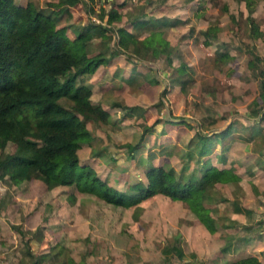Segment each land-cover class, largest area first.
I'll return each mask as SVG.
<instances>
[{"label": "rangeland", "instance_id": "rangeland-1", "mask_svg": "<svg viewBox=\"0 0 264 264\" xmlns=\"http://www.w3.org/2000/svg\"><path fill=\"white\" fill-rule=\"evenodd\" d=\"M29 1L42 10L56 8L47 3L51 0ZM251 7L248 10L244 0H79L61 13L58 22L65 25L69 37L89 22L110 25L88 42L90 51L110 52L108 65L114 69L105 68L99 80L108 94H115L106 103L98 97L109 118L85 121L93 138L79 149L81 156L96 154L105 165L100 172L108 184L118 190L142 186L148 161L167 160L186 176L208 163L203 158L207 153L216 155L222 165L230 146L244 154L232 165L240 170V180L207 192L209 209L225 213L218 220L220 231L192 232L191 224L181 223L186 204L163 194L124 207L52 180L32 177L12 182L4 174L0 264H229L246 250L259 246L263 250L264 172L259 169L264 168V117L259 116L264 106L257 115L253 110L260 102L259 82L264 80V0H252ZM111 8L119 18L108 24L106 12ZM133 18L145 22L132 28ZM154 23L163 27L162 50H152L141 41ZM116 26L135 33L136 51L119 47ZM125 61L133 68L125 65L122 76L120 65ZM180 65L186 66L179 73ZM163 89L162 101L157 102ZM169 115H181L192 125L169 124L162 119ZM240 117L247 118L248 126ZM256 119L258 124L251 129ZM227 123L229 132L224 128ZM149 124L151 131L140 139L142 125ZM197 130L217 132L213 145L203 153L195 144ZM123 142L137 144L128 150ZM14 148L7 140L0 144V154ZM233 211L240 212L238 219L226 215ZM172 244L181 250L214 251L204 258L192 251L177 257ZM220 253L226 255L222 260Z\"/></svg>", "mask_w": 264, "mask_h": 264}, {"label": "trees", "instance_id": "trees-1", "mask_svg": "<svg viewBox=\"0 0 264 264\" xmlns=\"http://www.w3.org/2000/svg\"><path fill=\"white\" fill-rule=\"evenodd\" d=\"M77 1L51 0L47 3L56 8L42 10L29 0L24 4L16 0H0V144L7 140L15 144L12 152L0 154V177L7 174L12 182L32 177L43 182L52 180L124 207L155 193L163 194L183 201L202 225L213 232L217 225L204 209L203 197L215 181L236 179L230 168H218L208 162L196 176H184L183 171L176 172L166 163L167 160L148 161L142 186L118 190L106 182L105 175L97 171L88 158L80 155L82 145H89L93 138L85 121L109 118L106 108L92 94L91 77L98 67L104 64L106 67L111 58L107 50L90 51L88 48L91 38L110 29V25L89 22L69 37L65 25L58 23L61 13ZM244 1L247 9L251 10L252 0ZM106 13L108 24L119 18L116 9L111 8ZM248 19L250 26L256 29L250 15ZM144 22L143 18H133L130 26L137 28ZM162 28L161 23L148 26V31L141 38L143 45L152 46V50H162L166 45V39L161 37L163 34L160 36ZM115 29L119 47H130L132 51L138 49L134 43L135 33L130 28L116 26ZM249 63H253L252 59ZM185 66L180 65L176 70L180 73ZM259 88L260 102L253 110L254 115L264 106L263 79ZM164 91L160 90L157 102L162 101ZM253 103L257 104L255 100ZM260 113L263 115L259 117H264L263 110ZM162 119L169 124L192 125L181 115ZM240 119L243 126H248L247 118ZM256 120L251 121V129L258 124ZM151 125H142L140 139L145 131H151ZM224 128L229 132L230 124ZM194 136L197 151L203 153L211 148L217 132L201 133L197 130ZM123 144L131 150L137 143ZM172 247L176 256L181 257L182 250L174 244ZM229 264L264 263L249 254Z\"/></svg>", "mask_w": 264, "mask_h": 264}, {"label": "crops", "instance_id": "crops-1", "mask_svg": "<svg viewBox=\"0 0 264 264\" xmlns=\"http://www.w3.org/2000/svg\"><path fill=\"white\" fill-rule=\"evenodd\" d=\"M129 64L130 67L132 66L129 62L125 61L123 64L120 65L121 67V75L124 76L127 72V70L124 69L125 65ZM138 67V66H137ZM112 70L113 71V67L112 66H109V65H106L105 67V64L101 67H98L94 73L92 74V79H94L95 81H98V82H95L94 83V80H93V84H92V94L96 95V99H98V97L100 96L103 103H106L108 100H109V97H113L112 93L115 94L114 92H111L110 94H108V91L109 89L106 88V84L104 82H101L99 79H102V75H104L106 73V70ZM133 68V66H132ZM138 69V68H136ZM100 71V76H97V72ZM113 73V72H112ZM99 83V84H97ZM100 83H103V86L100 87L98 85H100ZM100 101V100H99ZM102 101H100L102 103ZM103 107L107 108L106 106L102 105ZM233 143H235V140H233ZM233 147L230 146V151H225L224 153L226 154V164L222 165L220 164L221 163V160H217V156L216 155H212L210 153H207L205 155V157L203 156V158H206V161H208L209 163L215 165L216 167L218 168H230L234 174H236V179H231V180H224V181H215L211 186H209L207 189H206V192L204 194V197H203V206H204V209L214 218V221H215V224L217 225L216 226V230L214 231H220V225L219 222L220 220V217H223L222 215H224L225 213L222 212V211H219V210H215V209H209V207L205 204V200H206V197H207V192H208V189L209 188H214V187H221V186H225L227 184H233L235 182H237L238 180H240V170L235 168L234 166H232L235 162L238 163V161L240 162L242 160V157H244L243 153H240V152H237V151H232ZM211 155V156H210ZM163 155H160V157L162 158ZM201 156V157H202ZM220 158H221V155H219ZM218 156V157H219ZM229 156V158H228ZM84 159L88 158V161L95 167V169L97 171L99 170H102L103 167H105V165L99 160V158L96 156V154H92L91 152L89 153H83V156H82ZM203 162H205V160H202ZM202 164V163H201ZM264 167V166H263ZM104 171L107 170V168L103 169ZM203 170V167H201V170H199L198 168H194V171H195V175L196 176L197 174H199L200 172H202ZM260 171H263L264 172V168H260L259 169ZM104 174V173H103ZM105 175V174H104ZM247 181V180H246ZM245 181V182H246ZM62 187H66L65 185H61ZM155 194H158V193H155ZM187 208H185V210L183 211L181 217H182V224H185V225H188V224H191V229H192V232H194V230H198L199 233H202V228L207 232V233H212V232H209L203 225L202 223L197 219V217L195 216V214L189 209V207L186 205ZM237 208V207H236ZM187 209V210H186ZM214 210V212H213ZM255 214V213H254ZM221 215V216H220ZM226 215L230 218H234V219H238V217L240 216V212H230V213H226ZM251 217H253V213H251V215H249ZM219 220V221H218ZM181 224V225H182ZM178 229H181V227H179ZM184 237H187L186 233H184L182 231ZM204 237V236H203ZM193 239L195 240V238L193 237ZM255 243V241H254ZM253 243V244H254ZM259 248H262V246H259ZM258 248V249H259ZM246 250V252H244V254H251V255H255L260 261L264 262V248L263 250ZM185 251H192L198 258L199 256L204 258V256H208L210 255L211 253H213L214 250H182V252H185ZM225 254H229L228 251L225 252ZM226 255L223 256V254H219V258L222 260L223 258L226 257ZM232 261V260H231ZM230 263V262H229Z\"/></svg>", "mask_w": 264, "mask_h": 264}, {"label": "built area", "instance_id": "built-area-1", "mask_svg": "<svg viewBox=\"0 0 264 264\" xmlns=\"http://www.w3.org/2000/svg\"><path fill=\"white\" fill-rule=\"evenodd\" d=\"M263 233H264V224H263V228H262V230H261Z\"/></svg>", "mask_w": 264, "mask_h": 264}]
</instances>
